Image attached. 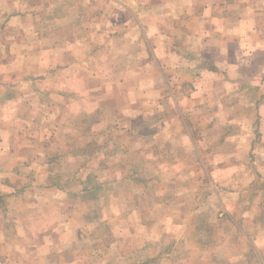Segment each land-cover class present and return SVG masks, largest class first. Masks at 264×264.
Masks as SVG:
<instances>
[{"label":"rangeland","instance_id":"rangeland-1","mask_svg":"<svg viewBox=\"0 0 264 264\" xmlns=\"http://www.w3.org/2000/svg\"><path fill=\"white\" fill-rule=\"evenodd\" d=\"M160 2L0 0V264H264V71L253 67L264 65L263 53L234 78L184 82L169 73L161 98L151 94L157 104L134 120L97 107V98L124 104L128 89L105 76L83 81L94 60L68 75L58 72L68 61L57 54L48 67L37 58L45 33L32 25L42 28L47 19L37 15L52 4H76L69 19L82 27L83 10L86 25L120 22L142 5L157 17ZM87 32L90 51L112 46L110 29ZM52 66L56 78L47 76ZM155 66L146 81L162 82ZM200 84L217 89L194 97L189 89ZM174 100L195 145H185L186 128L172 120Z\"/></svg>","mask_w":264,"mask_h":264},{"label":"crops","instance_id":"crops-1","mask_svg":"<svg viewBox=\"0 0 264 264\" xmlns=\"http://www.w3.org/2000/svg\"><path fill=\"white\" fill-rule=\"evenodd\" d=\"M65 5V3L52 4L51 10L43 13L45 17L42 14L37 15L38 21L40 16L47 19L42 28L39 24L32 25V29L37 27L38 31L45 33H42L41 37H35L39 43L37 58L41 62L45 60L48 67L57 61L55 58L57 54L58 58L62 57L68 61L62 67L56 64L58 72L64 71L68 75L74 73L77 68L82 69L79 65L85 60H94L96 68L94 70L91 68L93 74L90 78L83 77V81L85 80L88 85L92 81L100 83V79L105 76L110 78L112 87L118 83L119 88L128 89V91L124 90L125 94L127 93L124 104L116 102V106L113 99L99 101V98L95 97L97 107L101 108L105 105L112 110L121 108L124 116L133 120L139 118L140 114L151 105L157 104L156 100L152 104L151 94L158 92L161 98V92L167 89L169 73L181 76L182 80L185 79L184 82L191 76L198 82L201 76L215 77L214 74L222 72H227L234 78L235 74L245 75L246 73L241 74V71L245 72L246 65L253 66L258 59V54H264V34L261 36L259 32H256L264 29V0H161L157 17L152 11L154 9L142 5V9L138 10L140 14L136 9L135 14L133 9H129L128 19H121L120 22L114 20L107 22L103 18H95L88 25H86L88 22L84 21L86 17L83 10L82 27L79 22L74 25L69 19L72 16L70 12L79 10V7L76 4L70 8ZM168 19L173 20L174 25L168 27ZM87 27L96 30V37L98 35L102 37L99 34L100 31L110 29L112 46L108 48L95 45L93 50L87 49L88 44L84 41V37H89ZM168 28L174 29V34L171 36L166 33ZM120 29L122 33H125L120 40L116 41L115 36L119 34ZM135 34H139V37L135 38ZM117 44L120 48L114 47ZM91 47L90 45L89 48ZM137 49L142 50L140 57H138ZM215 49L217 50L212 51ZM136 60H140L141 66L135 70L141 72L138 73L137 79H134L132 75ZM152 64L156 65L154 74H160L162 82L160 79L153 80L151 77L145 80L144 77L152 73ZM253 67L260 68L261 72L264 71L263 64H255ZM53 68L54 66L47 70L49 78H54L57 74ZM260 75L263 76L264 73ZM200 85L194 90L189 89L194 97L204 98V94L217 89L209 85ZM101 86L103 87L102 84ZM137 94H139L138 98ZM166 102L168 103L167 96L158 108L162 111L166 109L168 107H165ZM170 103L178 114L177 119L172 120L187 130V134L183 135L185 145H195L188 125L190 120L183 112V104L175 100ZM203 103L200 102V105ZM193 105L195 104L191 102L189 106L193 107ZM228 124L236 125L235 117H229ZM231 139L232 136L227 137V140ZM13 247L15 246L11 248ZM62 262L66 263V258H63Z\"/></svg>","mask_w":264,"mask_h":264}]
</instances>
